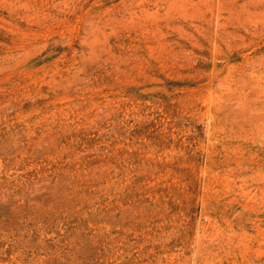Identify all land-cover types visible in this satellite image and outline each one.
Masks as SVG:
<instances>
[{"label": "rangeland", "instance_id": "374dc122", "mask_svg": "<svg viewBox=\"0 0 264 264\" xmlns=\"http://www.w3.org/2000/svg\"><path fill=\"white\" fill-rule=\"evenodd\" d=\"M0 264H264V0H0Z\"/></svg>", "mask_w": 264, "mask_h": 264}]
</instances>
